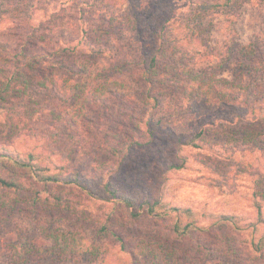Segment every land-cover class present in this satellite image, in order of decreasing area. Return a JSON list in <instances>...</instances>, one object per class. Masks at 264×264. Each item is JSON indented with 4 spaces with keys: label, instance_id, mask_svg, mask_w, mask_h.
<instances>
[{
    "label": "trees",
    "instance_id": "obj_1",
    "mask_svg": "<svg viewBox=\"0 0 264 264\" xmlns=\"http://www.w3.org/2000/svg\"><path fill=\"white\" fill-rule=\"evenodd\" d=\"M105 1L109 5L117 2ZM243 1L195 0V8L191 6L186 16L168 18L167 30L164 24L151 30L150 38L156 46L136 63L135 77L142 86L143 111L132 114L131 132L125 138L114 135L109 139L111 144L105 141L109 161H101L88 171L70 163L68 157L76 138L65 129L78 122L89 103L99 102L110 93L128 94L133 90L122 78L124 62L103 63L98 58L105 48L91 44L84 35L77 40H64L38 55L1 45L0 131L5 136L14 134V138L0 140V207L8 202L15 204L7 196L15 199L28 194L32 206L66 211L75 221L92 226L91 236L81 224L42 226L49 245L37 247L23 237L12 242L13 261L41 253L51 260L79 256L86 264H180L181 255H186L193 264L200 258L213 263L218 260L215 264H233L236 260L239 264H264V149L259 144V134L243 130L219 142L208 138L203 130H177L179 122L164 113L160 98L164 88L180 90L185 112L195 120L220 108L231 111L238 119L261 114L264 100L260 97L264 91L258 87L259 80L243 79V74L250 72L244 69L246 57L239 56L237 74L232 78L220 72L233 47L240 54L254 52L252 47L232 38L226 55L222 48L216 51L221 58L213 70L209 68L210 73L194 70L193 63L183 61L189 53L202 56L210 51L200 28L207 15L231 13V18L218 23L216 29L238 37L240 12L236 11ZM126 8L132 26L139 29L135 37L146 33L140 30L142 23L149 29L154 26L145 16L153 13L149 4ZM166 42L168 46H164ZM168 47L182 61L180 72L172 65L162 67L161 58L171 54ZM76 55L85 59L79 70L72 71L61 57ZM34 70L73 73L74 76L59 78L63 80L60 89L67 96V110L60 114L47 104L36 102ZM32 115L35 120L46 121L47 129L29 128V134L23 133L26 120ZM63 137L70 139L66 153L56 147ZM166 138L168 141L162 148ZM145 146L154 147L159 153L163 150L154 166L157 185L153 188H139L125 175L119 176L132 154ZM218 160L239 166L236 177L240 190L224 187L215 207L190 206L167 198L175 187L173 178L179 179L181 171L200 172L195 181L216 188L204 170L216 174L213 164ZM144 223L150 225L152 237L125 242L114 231L115 226L132 229ZM106 235L114 243L101 241Z\"/></svg>",
    "mask_w": 264,
    "mask_h": 264
},
{
    "label": "rangeland",
    "instance_id": "obj_2",
    "mask_svg": "<svg viewBox=\"0 0 264 264\" xmlns=\"http://www.w3.org/2000/svg\"><path fill=\"white\" fill-rule=\"evenodd\" d=\"M143 4L152 6L151 16H145L154 26L149 29L145 27V23H142L140 30L146 33L142 37H135V32L139 29L132 26L133 21H129L126 7ZM191 6L195 8V0H117L114 5L107 4L105 0H0V52L3 48L1 45L6 44L10 48L23 49L29 54L38 55L64 40L73 41L84 35L91 44L105 48V53L98 58L103 63L109 65L124 62L125 64L122 78L133 86V90L128 94L110 93L106 97L100 98L99 102L89 103L78 118V122L72 128L65 129V132L72 133L76 138H74L76 144L73 146V151L69 153V157L67 156L71 164L80 165L87 171L91 170L95 164L109 158L105 149V141L111 144L109 139L114 135L118 138H125L126 134L131 132L132 114L137 115L143 111L142 86L135 77L136 63L141 60L144 53L151 52L156 46L150 38L151 30L159 29L163 24L165 25L164 30H167L170 27L167 23L168 18L186 16ZM192 12H195V9ZM237 12H240L237 23L238 37L227 36L216 29L218 23L231 18V13H221L218 16L207 15L200 28L203 29L201 37L204 44L210 51L202 56L189 53L183 61L193 63L194 70L210 73L213 70L212 67L217 66L221 58L216 54L218 48L220 50L222 48L225 51L223 55H226V50L229 52L232 38H238V41L252 47L254 52L249 54L244 51L243 54H240L236 51L237 48L233 47L229 52L228 61H224L220 72L223 76L232 78L237 74L239 56L241 58L245 56L244 69H249L250 72L249 74L244 73L243 79L259 80L258 87L264 91V0H244L236 14ZM167 43L164 46H168ZM168 53L171 54H165L161 58L163 60L162 67L172 65L176 68V72H180L183 68L180 57L171 52L170 47H168ZM84 59L85 57L80 55L61 57V60L72 71L79 70L81 61ZM209 68L212 69L209 70ZM164 70H162V74L165 73ZM59 72L34 70L32 74L38 94L36 102L47 104L61 114L69 106L67 96L60 89L63 80L59 78L60 76L74 75L67 70ZM180 96V90L168 88H164L160 95L164 113L173 121L179 122V125H176L177 130L179 128L187 132L203 130L208 138H212L214 141L219 140V142L232 135L237 136L243 130H251L253 133L259 134L261 141L259 144L264 149V109L260 115H244L238 119L231 111L220 108L211 115H204L201 119L195 120L185 112V105ZM260 98L264 100V93ZM36 106H38L37 103ZM65 114L70 116L71 113ZM38 116L43 115L39 114ZM50 120L56 121L53 118ZM26 126L27 128L22 129L25 134H29V128L38 131L47 129L46 121L35 120L33 115L27 118ZM13 138L14 134L7 133L5 136L0 131V140L6 141ZM69 140L68 137H63L56 147L66 153ZM29 141L31 142L32 138ZM167 141L168 138L164 139V143L158 142V144H161L163 148ZM162 152V149L159 153L157 149L149 146L139 148L132 154L130 161L125 164L126 166L119 176L125 175L139 188L156 187L154 166ZM208 162L210 161L206 163L208 164ZM213 166L216 168V174H212L209 170L204 171L209 182L213 180L216 184V188H211L208 183L196 182L195 178L200 175V172L181 171L178 175L179 179L173 178L175 187L167 198L190 206L205 204L215 207L224 193V187L240 190V180L236 177L239 166L236 163L218 160ZM206 168L210 169L209 166ZM224 177L226 181H224ZM5 198L16 202L14 205L8 202L5 206L0 207V264H86L85 260L79 256L51 260L41 253L29 254L26 260L20 262L13 261L12 242L20 241L23 237H26L37 247L49 245V241L42 233V226L81 224L90 236L92 226L81 220L75 221V217L66 211H58L51 207H48L49 209L43 206L34 207L28 203V194L18 195L15 199L11 196ZM114 231L125 242L152 237L153 234L147 223L132 229L115 226ZM108 238L109 235L101 237V241L114 243ZM181 256L180 264H193L186 255ZM197 262L199 264H215L205 261L203 258L198 259ZM226 264L231 263L227 262ZM233 264L239 263L236 260Z\"/></svg>",
    "mask_w": 264,
    "mask_h": 264
}]
</instances>
